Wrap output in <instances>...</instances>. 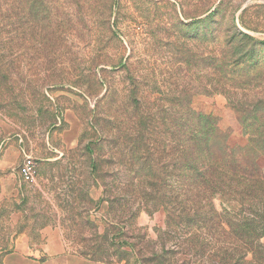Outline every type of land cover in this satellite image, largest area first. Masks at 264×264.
Here are the masks:
<instances>
[{
	"label": "rangeland",
	"instance_id": "obj_1",
	"mask_svg": "<svg viewBox=\"0 0 264 264\" xmlns=\"http://www.w3.org/2000/svg\"><path fill=\"white\" fill-rule=\"evenodd\" d=\"M257 101L264 0H0V264L18 240L107 264H255L227 225L239 205L185 195L178 154L207 116L243 147Z\"/></svg>",
	"mask_w": 264,
	"mask_h": 264
},
{
	"label": "trees",
	"instance_id": "obj_2",
	"mask_svg": "<svg viewBox=\"0 0 264 264\" xmlns=\"http://www.w3.org/2000/svg\"><path fill=\"white\" fill-rule=\"evenodd\" d=\"M263 108L264 101L245 108L248 120L243 132L247 142L243 147L231 149L228 135L221 136L215 118L207 116L187 126L189 133L178 154L187 164L178 170L188 183L185 195L193 200L220 198L239 205V216L235 214L227 225L238 242L249 247L243 258L251 253L255 264H264V244L260 243L264 236V172L256 164L257 158L264 155V120L250 117Z\"/></svg>",
	"mask_w": 264,
	"mask_h": 264
},
{
	"label": "crops",
	"instance_id": "obj_3",
	"mask_svg": "<svg viewBox=\"0 0 264 264\" xmlns=\"http://www.w3.org/2000/svg\"><path fill=\"white\" fill-rule=\"evenodd\" d=\"M57 243L55 251L51 241L42 248L30 250L27 242L18 240L14 251L2 259L3 264H107L76 253L70 254L61 240H57Z\"/></svg>",
	"mask_w": 264,
	"mask_h": 264
},
{
	"label": "built area",
	"instance_id": "obj_4",
	"mask_svg": "<svg viewBox=\"0 0 264 264\" xmlns=\"http://www.w3.org/2000/svg\"><path fill=\"white\" fill-rule=\"evenodd\" d=\"M36 168L34 158L30 154H23L21 164L18 166V176L25 184H32L35 180Z\"/></svg>",
	"mask_w": 264,
	"mask_h": 264
}]
</instances>
